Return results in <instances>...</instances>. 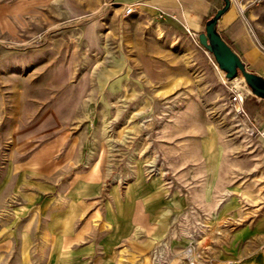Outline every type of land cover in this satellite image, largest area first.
I'll list each match as a JSON object with an SVG mask.
<instances>
[{
  "label": "rangeland",
  "instance_id": "374dc122",
  "mask_svg": "<svg viewBox=\"0 0 264 264\" xmlns=\"http://www.w3.org/2000/svg\"><path fill=\"white\" fill-rule=\"evenodd\" d=\"M230 1L260 44L264 0ZM126 6L0 0V264H49L72 242L118 236L112 190L138 181L158 185L168 213L160 237L131 231L145 247L129 245V263L264 264L255 95L180 22Z\"/></svg>",
  "mask_w": 264,
  "mask_h": 264
},
{
  "label": "crops",
  "instance_id": "0c3cea01",
  "mask_svg": "<svg viewBox=\"0 0 264 264\" xmlns=\"http://www.w3.org/2000/svg\"><path fill=\"white\" fill-rule=\"evenodd\" d=\"M120 1L127 5H137V10L154 11L158 15L165 13L164 18L177 20L183 28H188L197 35L205 32L207 21L223 6V0ZM250 21L243 18L240 11L231 6L218 21L217 30L241 58L247 69L264 79V38L260 37V44H257L249 31ZM247 110L255 128L262 133L264 131V99L253 96L251 103L247 104ZM99 190L100 182L95 181L92 195L99 194ZM112 195L114 198H118V204L111 208L114 209V217L119 220L117 223L113 220L112 226H110L118 236L109 239L108 242H104L97 236L90 237L89 242L85 244L72 242L69 244V248H64L63 254L51 256L49 264H131L129 261L136 263L138 261L136 258L133 260L128 257L130 253L136 255L128 247L133 245L134 248L140 250L141 247H145V242L139 240L135 242L131 237V231L156 238L165 232L166 224L163 221L166 220L168 212L165 213L166 207L164 206L167 204L163 191L156 183L138 181L132 186H128L124 191L114 188ZM80 196H87V193L82 190ZM116 207L119 210H116ZM99 217L100 211L95 213V218ZM93 228L90 225L89 229ZM120 246L126 247L122 249L123 247ZM125 260L128 262H121Z\"/></svg>",
  "mask_w": 264,
  "mask_h": 264
},
{
  "label": "water",
  "instance_id": "95a60500",
  "mask_svg": "<svg viewBox=\"0 0 264 264\" xmlns=\"http://www.w3.org/2000/svg\"><path fill=\"white\" fill-rule=\"evenodd\" d=\"M223 2L224 6L207 21L205 32L198 35L199 44L215 56L220 68L226 72L227 78H234L240 73L252 93L264 99V79L247 69L241 58L217 30L218 21L231 6L230 0Z\"/></svg>",
  "mask_w": 264,
  "mask_h": 264
},
{
  "label": "built area",
  "instance_id": "2783aa9c",
  "mask_svg": "<svg viewBox=\"0 0 264 264\" xmlns=\"http://www.w3.org/2000/svg\"><path fill=\"white\" fill-rule=\"evenodd\" d=\"M114 2H105L104 3V9L103 10H106L109 6L113 5ZM137 10V5L135 4H131V5H127L126 6V15H129L131 13H134L135 11ZM161 18H164L165 17V13H160L159 15ZM186 32L189 34V36L196 42V43H199V40H198V35L193 33L192 31H190L188 28L185 29ZM243 100H242V97L241 95L238 93V92H235L232 96H231V103L232 104H239L241 103ZM242 112L244 113V111L242 110ZM262 137L264 138V131L261 133Z\"/></svg>",
  "mask_w": 264,
  "mask_h": 264
},
{
  "label": "bare ground",
  "instance_id": "6f19581e",
  "mask_svg": "<svg viewBox=\"0 0 264 264\" xmlns=\"http://www.w3.org/2000/svg\"><path fill=\"white\" fill-rule=\"evenodd\" d=\"M243 81V80H241ZM237 87L238 88H243L244 89V85L242 84V82H238L237 83ZM233 106L236 108V112L238 113L240 120H241V124L243 125V127L245 128V130L247 132L250 133H255V129L254 127L251 125L250 121L248 120L247 116L242 112L241 108L239 107L238 104H233Z\"/></svg>",
  "mask_w": 264,
  "mask_h": 264
}]
</instances>
